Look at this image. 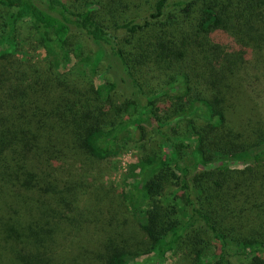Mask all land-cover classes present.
I'll return each instance as SVG.
<instances>
[{"label":"trees","instance_id":"obj_1","mask_svg":"<svg viewBox=\"0 0 264 264\" xmlns=\"http://www.w3.org/2000/svg\"><path fill=\"white\" fill-rule=\"evenodd\" d=\"M137 3L0 0L1 264H264V0ZM127 151L120 223L93 174Z\"/></svg>","mask_w":264,"mask_h":264},{"label":"rangeland","instance_id":"obj_2","mask_svg":"<svg viewBox=\"0 0 264 264\" xmlns=\"http://www.w3.org/2000/svg\"><path fill=\"white\" fill-rule=\"evenodd\" d=\"M153 1L154 0H138L135 10L133 9L131 12H129V15L137 14L139 18L145 17L152 12ZM23 36L26 37V33L25 35L23 34ZM23 36L22 38H24ZM34 46V44H31L27 47L28 55H25L26 57H23V60H27V62L34 58L35 61L42 60V58L45 56L44 51L41 48L34 49ZM112 61L115 63L114 60ZM73 62L76 63V59L73 58ZM115 71L119 73L120 69L116 66ZM106 76L107 75H105V77ZM97 82L99 83L100 81L97 80ZM123 90L128 91L129 89L124 87ZM229 105L231 106L230 111L233 113V117L235 119H239L241 117L242 120H256V108L249 100H241L239 107H237L233 99ZM135 159L134 151H127L117 158L100 162L95 167V172L93 175L96 177L98 185L101 186L100 190L102 193L108 194V199L110 198V200L114 202L115 210L118 208V205L115 202H117V199L119 200L124 177L129 173V167ZM117 211L120 223L127 219L130 222L132 221L130 214L125 210V208H121V211ZM105 216L106 220L104 224L106 226L108 237L111 239V241H116L114 242L115 244L126 248H136L139 246L137 242L138 239H140V235L135 232V229L132 226L126 228L124 226L117 225V223L110 222L108 220L109 216H111L109 210L105 211ZM5 260L6 258L3 256L2 250H0V264L4 263ZM163 264H179V262L177 256L169 252L164 259Z\"/></svg>","mask_w":264,"mask_h":264}]
</instances>
